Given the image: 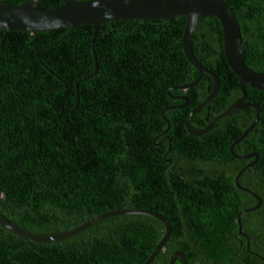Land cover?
<instances>
[{
    "label": "trees",
    "instance_id": "1",
    "mask_svg": "<svg viewBox=\"0 0 264 264\" xmlns=\"http://www.w3.org/2000/svg\"><path fill=\"white\" fill-rule=\"evenodd\" d=\"M0 1L18 6L29 0ZM221 1L235 16L245 66L264 74V2ZM59 5L41 0L37 7ZM184 22L178 16L99 25L94 75L90 26L68 35L65 29L0 31V216L43 234L71 230L111 210H149L170 226L150 264H167L175 251L186 264H264V92L244 87V103L256 104L261 116L233 147L237 156H257L238 180L261 200L239 217L246 248L235 216L256 201L237 190L233 178L252 159H233L228 146L254 113L232 112L198 137L186 133L185 118L208 95L211 80L203 74L185 93L171 91L198 77L182 55ZM189 46L217 79L214 97L189 118V129L198 131L240 95L216 19L197 20ZM172 95L184 96L186 105ZM162 235V225L143 215L109 218L49 244L0 230V264H143Z\"/></svg>",
    "mask_w": 264,
    "mask_h": 264
},
{
    "label": "water",
    "instance_id": "2",
    "mask_svg": "<svg viewBox=\"0 0 264 264\" xmlns=\"http://www.w3.org/2000/svg\"><path fill=\"white\" fill-rule=\"evenodd\" d=\"M40 1L41 0H29L18 6H7L0 1V31L32 34L65 29L68 35L75 27L84 25L90 26L92 28L90 46L93 61V72L91 75L96 73V63L92 44L99 25L116 21L166 20L178 16L184 18L185 22L181 32L180 47L184 59L198 73V77L189 84L174 87L173 89L186 91L195 85L203 74L207 75L211 80V88L208 95L200 104L191 109L185 118L184 128L186 133L191 137H198L206 133L215 122L228 116L232 112L251 109L254 113L251 123L228 146V153L233 159L240 161L249 158L252 159L248 164L244 165L233 178L234 187L250 195L256 201L255 206L241 210L237 212L235 216L237 235L245 239V247L247 248V239L245 234L241 232L239 217L242 214L257 209L261 204V200L251 191L240 187L238 180L245 169L253 167L257 156L255 154L237 156L233 153V147L251 132L260 119V108L256 104L244 103V87L264 92V74L256 73L245 66L238 25L235 16L227 5L221 0H59L60 5L58 7L53 9H42L37 7ZM254 1L264 2V0ZM204 18H214L219 23L222 55L229 71L237 79L240 96L233 101L225 111L213 117L201 130L192 131L188 127L190 116L207 105L214 97L217 90V79L196 61L189 46V38L196 29L197 20ZM161 120L166 124L167 129L168 123L162 116ZM164 133L165 131H163L162 134ZM167 149L169 150V146ZM167 162L169 163V160H167ZM124 215L147 216L158 221L162 225L163 235L143 262V264H150L166 243L170 234V226L162 216L149 210H111L101 213L71 230L43 234L30 233L22 230L0 216V230L27 243L49 244L74 237L103 220ZM259 259L261 260V258ZM176 260H178L180 264H186L183 254L179 251L171 253L167 264H175Z\"/></svg>",
    "mask_w": 264,
    "mask_h": 264
},
{
    "label": "flooded vegetation",
    "instance_id": "3",
    "mask_svg": "<svg viewBox=\"0 0 264 264\" xmlns=\"http://www.w3.org/2000/svg\"><path fill=\"white\" fill-rule=\"evenodd\" d=\"M176 89H173V88H171V91H175ZM188 90V89H187ZM186 90V91H187ZM176 91H178V90H176ZM186 91H179V92H183V93H185ZM171 99H172V101H179V100H181V101H183V104L181 105V107H183L184 105H186V103H187V100H186V98L184 97V96H181V95H179V96H174V95H172L171 96ZM171 163H172V159H171ZM175 167V165H174V163H172V165H171V195H174L175 193H176V190H175V182H174V175H175V171L173 170V168ZM177 172H179L180 173V170L178 169V171Z\"/></svg>",
    "mask_w": 264,
    "mask_h": 264
}]
</instances>
